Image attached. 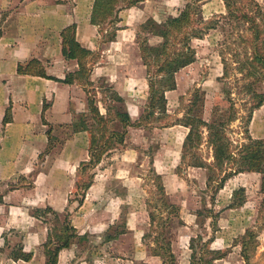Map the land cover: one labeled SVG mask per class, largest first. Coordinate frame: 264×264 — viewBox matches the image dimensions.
Returning a JSON list of instances; mask_svg holds the SVG:
<instances>
[{
    "label": "crops",
    "instance_id": "obj_1",
    "mask_svg": "<svg viewBox=\"0 0 264 264\" xmlns=\"http://www.w3.org/2000/svg\"><path fill=\"white\" fill-rule=\"evenodd\" d=\"M181 1L143 0L131 7H121L115 37L107 40L113 34L112 27L100 33L99 27L91 22L94 0H0V264L46 263L44 243L52 224L44 217L33 215V209L47 206L69 213L70 224L82 236V240L75 238L60 251L58 264H160L159 257L149 253L143 238L150 226V216L138 199L141 191L129 187L127 193L118 194L107 193L105 188L110 179L128 187L127 182L134 180L130 170L138 150L127 147L121 152L118 156L121 163L110 179L96 172L93 184L79 204L75 192L82 172L81 162L90 159V134L73 132L72 122L86 111L87 93L77 83L20 74L17 66L38 58L47 73L59 79L77 70V60L67 59L63 54L61 37L65 27L75 24L78 41L95 52L92 75L108 77L122 96L144 103L149 86L139 47L141 33L144 34L140 27L150 26L146 31L148 44L157 49L163 42L160 23L178 14L172 7ZM131 51L135 55L133 67L127 63L132 59L127 57ZM143 80L145 86L143 83L140 90L137 87ZM134 107L131 116L139 118L142 106ZM8 110L12 119L5 122ZM263 110L264 104L251 121V134L255 138L264 137ZM49 127L57 140L55 147L46 153ZM158 130L164 136L158 151L174 132L183 133L179 165L182 142L189 128L175 124ZM159 160L153 157L154 167ZM250 174L253 173H241L234 179L247 178ZM162 179L168 195L174 196L182 186L180 181L170 185L165 175ZM240 185L247 184L234 185L231 194ZM122 219L126 221L125 231L108 240L107 234L114 232L109 228ZM18 242H22L24 251L33 252L30 261L11 258L10 253Z\"/></svg>",
    "mask_w": 264,
    "mask_h": 264
},
{
    "label": "trees",
    "instance_id": "obj_2",
    "mask_svg": "<svg viewBox=\"0 0 264 264\" xmlns=\"http://www.w3.org/2000/svg\"><path fill=\"white\" fill-rule=\"evenodd\" d=\"M143 0H94L91 22L99 27V32L104 33L107 27H112L113 34L108 39L115 37L118 28L119 10L121 7H131ZM225 13L219 19L207 20L202 12V0H188L178 16L168 17L160 25L163 30V43L161 50L152 51L146 44L147 39L140 43V51L147 69L148 97L144 109L137 120L132 119L126 106L125 98L110 84L97 86L91 79L92 67L96 58L95 52L84 47L77 39V27L71 24L61 31L62 51L67 59L77 60L79 68L69 72L65 78L59 79L50 76L41 60L31 58L19 63L17 72L53 78L65 83L82 85L87 93V109L72 122L73 132L88 131L90 134L89 152L90 159L81 162L83 170L95 168L105 157L110 156L119 146L126 145L130 127L145 128L155 121H160L167 116V92L177 88V73L192 64L196 58V51L192 46L193 39H203L210 29L218 26L225 28L229 24L243 27L247 34L241 35L233 42V47L225 38L221 49L223 62L222 76L219 80L223 83L222 95L228 106L214 105L209 119L203 116L205 92L197 88L190 98L184 115L169 126L180 124L189 128L181 149V163L177 166L182 172V167H199L207 172V188L214 193L222 190L226 182L241 173H258L261 175V192L264 193V138H255L250 132V123L254 112L264 104V18H262V3L259 0H223ZM264 3V0H262ZM121 2H123L121 6ZM252 9V10H251ZM153 26V24L151 25ZM144 31L149 30V25H142ZM109 31V30H108ZM2 29H0V36ZM226 47L235 52V59L229 60L224 54ZM244 50L243 57H238L239 48ZM230 53V52H228ZM238 63L233 67L232 63ZM239 73V74H238ZM239 75V76H238ZM233 80H230V77ZM98 92L104 93V98L99 101L103 104L102 112L96 98ZM46 109V107H45ZM12 119L10 110L7 111L4 121ZM46 121V120H45ZM243 128L237 133L232 124ZM156 123V122H155ZM49 144L46 153L54 147L56 138L52 134V127L47 131ZM206 145L211 151L212 160L203 157L202 146ZM150 156V173L156 183L155 201L147 200L149 204L150 224L156 225L152 244H149L151 254L159 257L161 264H178L177 255L173 249L171 229L175 224L174 219H180V207L170 200L167 195L161 174L153 165L152 152ZM42 156L44 154H41ZM181 169V170H180ZM96 172L89 174V180L82 184L84 197L91 187ZM246 201V189L241 186L234 190L232 202L229 207L242 206ZM83 198L78 203L82 204ZM264 202V201H263ZM200 214V213H199ZM33 215L44 217L51 221L48 239L44 243L45 264H58L59 253L69 247L73 238L81 239L73 226L69 224V213L62 214L51 206L33 209ZM203 216V215H202ZM262 220L264 218L262 217ZM126 221L122 219L114 229L113 234L108 233L107 239H114L125 231ZM264 225V224H263ZM255 231L246 229L241 236V254L246 264H251V252L255 250ZM152 236L145 233V241ZM214 235L204 240L201 235L192 236L189 240L191 256L188 264H213L217 259L227 255V251L211 249ZM15 261L28 262L33 258V252L24 251L22 242L17 243L10 253Z\"/></svg>",
    "mask_w": 264,
    "mask_h": 264
},
{
    "label": "rangeland",
    "instance_id": "obj_3",
    "mask_svg": "<svg viewBox=\"0 0 264 264\" xmlns=\"http://www.w3.org/2000/svg\"><path fill=\"white\" fill-rule=\"evenodd\" d=\"M187 1L188 0H183L180 4H178L177 1L173 5V12L178 13L175 16L179 15ZM259 1L263 4L262 18H264V3L262 0ZM202 9L203 16L207 20L214 18L219 19L218 16L226 11L223 0H202ZM153 27L155 26L153 25ZM159 28L160 31L163 30L162 26ZM140 30L144 34L141 33L139 43H141L144 39H147L146 44L152 51H154L156 46L149 45L146 31H144L141 27ZM247 33L248 32H244V28L242 26L238 27V25L234 23L233 25H227L225 28L218 26L216 29H210L205 34L203 39H193L192 46L196 51L197 59L190 64V66L183 68L177 73V88L169 91L168 95L166 94V96H168L167 111L169 116L160 121H155L156 123L153 122L152 125L145 128L130 127L126 145H120L119 149L114 151L110 156L105 157L104 160L93 169L87 168L83 170L80 166V170L82 172L75 195L77 200H79V198H83L84 200L87 191L83 197L82 184L89 180V174L92 173L93 170H97L95 172L104 174V179H110V177L114 176L118 169L117 166L121 163V159L118 157L121 152L127 147L137 149L138 157L135 163L131 166L130 170V175L134 177V180L128 181V187H125L124 183L119 180L110 179L107 181L105 188L107 193L117 192L118 194L127 193L129 187L135 188L136 191H141L142 194L138 199H140V204L149 212L150 206L147 203V200L155 201L157 198L156 195L158 194L156 193V183L153 178L154 176L150 173L151 165L148 152H152V156L158 157V160L161 158V160L155 164L156 171L164 172L163 174L166 176L170 185H177L179 181L182 183L179 191L175 193L174 196L167 194L171 197V201L179 205L180 219L183 222L180 223L178 219H174L175 224L171 229L173 235V249L177 255L178 264L189 263L191 256L189 240L192 236L194 237L197 235H201L204 240H207L214 235V241L210 244V248L228 252L224 258L215 260L213 264H246V261L241 254L240 244L241 236L245 234L246 229H252L256 232L253 239L256 248L251 252V264H264V220H262V217L264 218V193L261 192V175L253 173L250 174V176L248 175L247 178L245 176H239L238 180L234 179L236 176L232 177L226 182L222 190L214 193L211 189L207 188V172L205 169L183 166L181 168L182 172L178 171V150L180 149V141L183 135L182 132H174V136H171V139H169L167 143L164 142L166 146L162 150L158 151L160 143L163 141L164 137L161 134V130L159 131L158 129L169 127V124H173L178 118L184 115L187 105L190 102V98L197 88H200L203 92H205V104L203 111V116L205 118L209 119L211 117L214 105L224 107L228 106L226 99L221 93L223 83L219 80L223 71L221 49L222 47L224 48L223 42L227 36L228 44L233 47V42L236 38L239 39L241 35L243 36ZM162 43L163 42H161V44L157 47L158 51L161 50ZM238 51L240 52V55L237 56V58L243 57L244 50L242 47L239 48ZM224 54L229 60H231V58H236L235 52L230 51L229 47H226ZM127 57L132 58L131 61L127 63H131L129 66L133 67L132 63L135 61L134 52H129ZM232 65L236 68L238 63L234 62ZM233 77L234 76H231L230 80H233ZM91 79L95 81L97 86H101L102 84H110L114 86L108 77L93 76L91 73ZM143 83L145 86V80H143L137 88L140 90L144 88ZM114 88L118 90L115 86ZM260 89L264 90V84L260 87ZM123 97L126 100L128 110L133 115L135 113L134 110L136 109L134 106L138 104L142 106V109H144L147 101V97L143 99L145 100L144 103H137L136 100H130L129 98L131 97L127 95ZM96 98L98 99L101 111L105 112L103 104L99 101L104 98V93L98 92ZM258 114L259 112H257V116H259ZM132 119L137 120L138 118L133 117ZM237 124L240 123L236 122L235 124H232L233 129L237 128L235 129L237 133H233L234 138H238V132L243 130V128L239 129L236 127ZM166 140L167 138L165 137V141ZM167 150H169L170 154H168L169 152H166ZM200 152L203 157L208 158L209 161L212 160L210 156L211 151L206 145L202 146ZM113 157L116 159H112ZM158 167L159 170H157ZM136 177H139L141 180L136 179ZM241 178L243 180H241ZM161 180L163 181V179ZM241 182L243 184H247L244 186L246 189V201L242 206L234 208L229 207L235 190H232L231 194V189L234 185H239ZM241 186L242 185L237 188ZM103 201L104 200H102V202ZM108 203L110 204V201ZM121 218H123V216H121ZM121 222L122 220L119 221V224ZM113 226H117V224H114ZM155 226L156 225L152 227L150 224V226L146 228L147 233L152 234V236L145 241V245L147 246L149 253H151L149 244H152L153 236L156 234L154 231L157 230ZM76 239L82 240L78 238ZM14 240L17 242V239L14 238ZM159 263L161 264V261H159Z\"/></svg>",
    "mask_w": 264,
    "mask_h": 264
}]
</instances>
